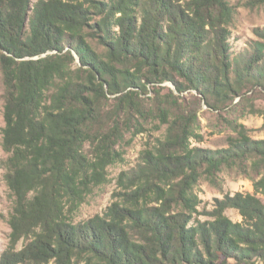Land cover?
<instances>
[{"label":"trees","instance_id":"16d2710c","mask_svg":"<svg viewBox=\"0 0 264 264\" xmlns=\"http://www.w3.org/2000/svg\"><path fill=\"white\" fill-rule=\"evenodd\" d=\"M232 19L227 0H0L2 167L13 199L0 264H264V139L230 121L227 148L195 147L198 110L184 99L220 111L264 97V29L235 54ZM150 125L164 136L124 174L121 197L75 223L73 208L123 160L125 136ZM224 170L254 193L217 199L202 221L199 181Z\"/></svg>","mask_w":264,"mask_h":264},{"label":"rangeland","instance_id":"374dc122","mask_svg":"<svg viewBox=\"0 0 264 264\" xmlns=\"http://www.w3.org/2000/svg\"><path fill=\"white\" fill-rule=\"evenodd\" d=\"M227 3L233 11L230 25L233 52L239 54L252 41L257 40L255 29H264V0H227ZM247 97L251 100H247ZM184 99L186 106L198 110L197 134L200 138L192 140L193 146L209 150L227 148V139L233 135L230 121L245 125L253 139H264L263 96H254L251 93L244 97H236L231 104L227 105V108L220 111L209 108L204 102L198 103L193 94H184ZM4 127V84L0 73V257L9 243L11 228L8 220L13 207V199L4 180L2 167L7 158V153L2 147ZM155 129L153 125H150L147 126L146 132L134 137L131 133L125 136L124 142L118 147L120 151H124L123 160L108 167L107 182L96 187L81 206L73 208L72 220L75 223L86 222L96 216L103 217L109 212V208L125 191V175L141 163L143 150L155 145L159 139L163 138L166 127L162 130ZM196 192L202 200L199 207L201 213L199 219L208 221L212 220L208 213L214 210L217 199H223L228 194L233 196L236 193H254V189L252 182L246 177L236 171L224 170L215 183L205 177L201 178ZM261 197L264 200V196ZM226 215L235 223L242 222V217L235 209H227ZM74 264L99 263L91 257H83L75 260Z\"/></svg>","mask_w":264,"mask_h":264}]
</instances>
